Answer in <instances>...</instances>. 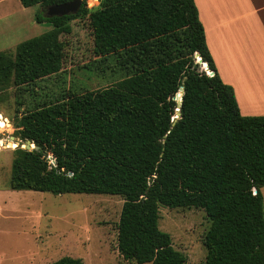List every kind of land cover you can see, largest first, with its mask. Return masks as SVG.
Wrapping results in <instances>:
<instances>
[{
	"label": "trees",
	"instance_id": "1",
	"mask_svg": "<svg viewBox=\"0 0 264 264\" xmlns=\"http://www.w3.org/2000/svg\"><path fill=\"white\" fill-rule=\"evenodd\" d=\"M20 1L39 6L37 23L53 28L0 52V88L13 83L18 107L62 71L73 20L89 24L96 58L114 56L128 75L105 89L34 98L17 122L22 142L9 188L123 197L117 250L129 264H187L159 227L161 206L206 212L204 264H264V116H242L195 0H100L94 9L83 0L76 15L53 18L46 7L73 0ZM26 141L40 150L23 149ZM51 264L84 262L65 256Z\"/></svg>",
	"mask_w": 264,
	"mask_h": 264
},
{
	"label": "rangeland",
	"instance_id": "2",
	"mask_svg": "<svg viewBox=\"0 0 264 264\" xmlns=\"http://www.w3.org/2000/svg\"><path fill=\"white\" fill-rule=\"evenodd\" d=\"M86 3L94 9L100 0ZM35 9H30V15ZM70 24L72 34L63 37L69 42L68 58L58 75L39 83V95L26 94L23 106L18 107V90L13 83L4 90L0 88V264H51L65 256L82 259L84 264H129L117 250L123 197L54 195L9 188L14 150L22 142L17 137V122L36 99L68 90L105 89L128 75L114 56L96 58L92 30L86 21L77 19ZM52 28L48 22H30L21 35L10 41L2 38L5 42L0 41V52H15L21 42ZM11 137L16 139L13 141ZM48 159L55 164L52 155ZM159 227L171 236L174 249L187 257V264H204L207 256L204 238L210 228L204 210L161 206Z\"/></svg>",
	"mask_w": 264,
	"mask_h": 264
},
{
	"label": "crops",
	"instance_id": "3",
	"mask_svg": "<svg viewBox=\"0 0 264 264\" xmlns=\"http://www.w3.org/2000/svg\"><path fill=\"white\" fill-rule=\"evenodd\" d=\"M195 3L215 67L223 82L234 88L242 116H264V0ZM35 7L32 16V7H23L20 0H0V41H10L37 22L40 7Z\"/></svg>",
	"mask_w": 264,
	"mask_h": 264
},
{
	"label": "water",
	"instance_id": "4",
	"mask_svg": "<svg viewBox=\"0 0 264 264\" xmlns=\"http://www.w3.org/2000/svg\"><path fill=\"white\" fill-rule=\"evenodd\" d=\"M82 3H83V0H73L71 2L60 4V5H51V6L46 7L45 11L43 12V15L46 18L76 15L80 11L82 7ZM195 58L197 62L203 66L205 71H208L211 74H214L213 71L210 70L209 65L203 61V59L200 57L198 53L195 54ZM183 95H184V88L182 87L180 88L179 92L174 98V100L177 102L176 117L173 120L174 125L176 121L181 117V106L183 104ZM11 139L14 141L16 138L11 137ZM22 148L29 150V151H33V150L39 151L40 150V147L36 146L31 141H26V143L24 144ZM255 193H257V191Z\"/></svg>",
	"mask_w": 264,
	"mask_h": 264
}]
</instances>
